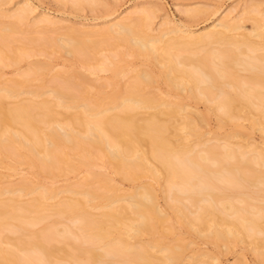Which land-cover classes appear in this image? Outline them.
Masks as SVG:
<instances>
[{"label":"bare ground","instance_id":"6f19581e","mask_svg":"<svg viewBox=\"0 0 264 264\" xmlns=\"http://www.w3.org/2000/svg\"><path fill=\"white\" fill-rule=\"evenodd\" d=\"M251 11L260 12L261 10L259 5L255 4L252 9H245L242 12L244 15L241 14L239 18L229 19L227 15L228 17L221 18L208 30L198 33H191L187 30L181 32L179 28H166L160 34L153 36L148 33L151 10L146 8H140L135 13L132 12L134 14L131 13L106 27L103 26L104 28L92 27V29L83 30L67 27L64 32L62 31V35L58 33L60 35L58 39H56V34L51 33L52 37L55 35L51 37L52 42L59 40L58 44L56 43L57 46L68 48L69 54H71L70 51L71 55L76 51H80L81 54L84 52L93 54L94 62L91 57L84 61L86 58L83 54L81 57L84 58L81 59L83 64L94 74L102 70L110 71L108 85L112 86V90L105 92L103 82L96 84L97 82L94 83L93 79L90 80L86 77L87 75L77 71L81 80L79 82L81 84L83 82L86 88L95 89V95L91 96L92 98L89 97L91 100H88L87 96L78 98L77 95L66 92L67 90L63 91V88L62 90L58 88L56 83L50 89L52 97L42 96V98L40 96L45 92L41 89L44 84L42 75L44 70L50 66L45 61L32 62L27 69L20 72V79L11 78L8 84L4 83L0 87V156L8 149L10 151L16 148L14 151H18L21 162L40 171L42 167V170H47L48 174L54 173L53 168L64 172L84 167L92 180L102 182L104 187L112 192L107 194V192L99 191L96 187L90 188V186L89 188L67 187L64 191L70 193L71 196L68 194L64 197L59 196L60 191L52 188L53 186H34L31 183L27 184L28 180L25 181L27 183L21 181V184L14 188L2 189L0 187L1 196L3 192L10 193L9 197L6 196L7 198L0 197V264H169L179 257L182 248L180 243L164 244L161 237L153 239L150 243L131 241V238L139 236L142 232L155 230L157 223H163L166 217L160 211L149 185L125 194L117 192L118 187L111 184V179L107 175L93 169L97 165L98 158L102 159L106 166H111L130 178H137L146 173L155 178L161 177L165 190L168 192L174 190L172 187L177 185L183 187L182 189L185 188L188 191L187 198L193 202L197 201L196 203L200 202V205L196 214L189 217L185 209L183 211L174 201L176 200L174 195L171 194L172 198H170L168 194L169 200L176 203L173 209L180 216L181 221L196 230L205 232L204 234L212 237L215 242L221 239L228 241L233 238L235 240L249 238L256 251L261 252L260 248H262L264 239L261 240L259 234L264 233V209L262 212V207H260L258 215H247L242 208H236L232 204L233 193L226 192V187H223L224 184L228 186L227 188L243 184L242 178H238L240 170H249V174L253 171L251 169L253 167L250 168V163L247 162L248 157H246L247 160L244 158L248 145L243 143L244 141L236 142L237 146H234V149L239 151L240 156L233 151L231 147L233 145L230 146L229 142L223 145L224 149L220 148L218 151L216 148H210L206 152L202 150L203 152L195 153L193 146L183 139L179 129L184 128L188 133L197 135L199 134L197 125L194 124L189 112L179 113L182 107L178 102L166 101L158 98L157 95H147L142 83L146 85L144 82H148L152 76L149 70L135 73V78L124 88L119 86L117 78L121 73H126L128 69L127 56L144 55L149 60L154 58L160 63L167 82L169 86H173V89L187 86L193 98L197 96L196 93H200L198 90L202 82L204 85V88L201 85L202 90L207 92L216 90V98H213L216 105L213 104L216 106L215 110L218 111L216 113L223 121L240 116L241 111L245 109L247 113H251L252 122L262 126L264 125V56L263 54L262 57L255 56L254 53L248 51L253 52L264 46V32L257 22L251 31L255 37H258V40H253L251 34L241 32L243 27L240 24L241 20L243 23L247 16V18H252ZM26 14L23 7H17L6 14L0 11V17L8 19L0 25L1 64H6L8 58H12L14 62L19 61L21 57L23 58L34 50L32 49L34 47H28L31 45L25 44L27 41L17 43L20 39L10 38L17 34L15 32L20 24H28ZM51 18L41 16L32 24L30 22L26 28L29 34L25 36L38 41L39 37L35 35L38 29L41 35V32L43 35H48L47 31L53 30V27L60 24ZM33 32L35 33L32 34ZM10 39L16 40L17 43V46L13 47L14 57L9 56L8 49L4 48L10 46L12 41ZM20 43L22 44L19 45ZM214 43L225 44L226 48H202L204 53L201 55L198 53L201 46H210ZM104 44L107 45L105 48L109 50V54L106 53L107 55L96 58L98 55L94 56V52L98 46ZM10 51H12L11 48ZM78 54L79 52H77L79 58ZM244 57L259 60L260 68H255V71L251 70V67L248 68L251 60L247 61ZM217 58L219 60L215 61ZM259 61L256 64L252 60L251 65L255 63L258 66ZM238 65H242L241 69L248 71L246 79L240 78ZM57 74L58 72L52 78L54 76L58 78L61 73ZM62 78L64 81L68 77ZM221 78L223 81H220ZM34 79L42 80L36 86L37 88L35 87L36 89H23L24 86H29V82ZM226 86H232L234 91ZM64 87L67 88L66 85ZM21 92L30 93L33 97L12 103L4 101L7 97L17 98ZM5 148L8 149L3 152ZM251 150L257 153L256 156L254 154V159H251L255 160L258 157L259 162L261 161L264 165V147H254ZM243 152L244 155H242ZM234 154L237 156V160H234L236 163L226 164L225 161L232 159ZM209 155L214 159L217 157V160L221 162L220 169L224 172L222 171L223 174H221L220 169L217 172L220 173L221 180L223 178L226 182L223 185L221 183L222 186L216 185L218 183L214 182L216 176L214 178L212 172L205 167ZM9 163L14 167L13 162ZM211 163L214 164L213 161ZM258 173L253 177L255 181L251 182V185H256V188L264 184V172L263 174ZM90 177L85 180L87 181ZM219 180L218 178L217 181ZM246 180H248L247 177ZM79 183L85 186L88 182ZM198 186L201 187V191L203 186L208 190H204V193L200 192ZM177 191L180 190L177 189ZM34 192L35 195L32 194ZM252 192L242 193L243 197L240 194L235 195H240L242 199L240 197L239 199L242 201L247 198L251 200L250 198L255 197ZM27 193L33 196L20 197ZM262 198H264V191ZM49 199L55 201L49 202ZM239 199L237 200L240 201ZM201 201L207 202L202 204ZM214 201L219 203L217 205H222L223 209H216ZM95 208L99 211H92ZM230 210L233 215L235 214L234 216L228 214L231 213ZM55 214L77 222L76 227L72 225L75 231L71 229L72 226L65 224L59 227L61 224L57 225L58 219L52 222L46 221L47 217ZM228 215L232 217L229 218ZM43 220L46 221V225H42L39 230L34 229V226ZM71 224L72 222L69 225ZM69 236H72V240L76 237L75 241L81 239V242L75 243L74 240L69 239ZM57 242H61V245ZM151 247L165 250L166 255L161 258L156 257L151 252ZM107 254H113L114 260L106 259ZM197 264L213 263L204 260Z\"/></svg>","mask_w":264,"mask_h":264},{"label":"rangeland","instance_id":"374dc122","mask_svg":"<svg viewBox=\"0 0 264 264\" xmlns=\"http://www.w3.org/2000/svg\"><path fill=\"white\" fill-rule=\"evenodd\" d=\"M88 1L81 0L79 2H74L73 0H66V1L65 0H2V2L0 3V11L2 13H5V14L10 13L12 12V10L14 11L15 8L17 7H23L25 9V12H27L26 14L27 22L26 23L28 24L30 22L32 24L34 20L36 21L41 16L42 17L47 16L50 18L52 17L51 19H53L54 22H59L60 24L56 25L57 28L53 27V30L51 29L52 31L51 30L47 31L49 33L46 32V34L48 35L50 34L49 36L45 34L44 36L43 32H41L42 33L41 35L39 29L37 32L35 31L36 33L33 32L32 34L35 33V35L39 37V38L36 37L39 39L38 41L34 39L33 40L29 39L28 35H27L28 38L25 36L26 34H29V32L27 31L28 29H26L28 28L27 26H29L28 24L27 25L20 24V26L22 25L21 30L19 26L18 29H16L17 32H15L17 34L13 35V37H10V38L20 39L19 41H17V43H19L20 41L22 43H25L26 41L29 42L31 40L32 41L31 43L29 42L27 44L26 42L25 44L27 46L31 45L28 47H34L32 48L34 50L32 51V53L27 54L28 56L26 54H25L26 56L23 55L24 57L23 58L21 57L19 61L14 62L12 58L10 59L6 58L7 59L6 64L0 63V87L4 85V83L8 84L11 78L20 79L21 78L20 72L27 69L29 64H31L32 62H37V61L44 62L45 61V62H48L50 68L45 69L44 70L45 72H43L42 77L44 76L45 78L43 77L44 84L41 87V89L42 91H45V92H44V95L42 94L40 97L47 96L46 98L48 97L51 98L52 94H50V89L52 88V86L54 87L56 83L58 88H60L61 90L63 88V91L67 90L66 92H69V93L71 92V94L75 96L77 95L78 98H81L82 96H87L88 100L92 98L95 95V89L86 88L83 82L81 84L80 83L81 80H80V77L77 71L80 72L81 74L87 75L86 77H88V79L89 78L90 80L93 79L94 83L97 82L96 84H99L98 82L102 84L103 82L104 83L102 84L104 88L103 90L105 92H110L112 90V86L108 85V79L110 78L111 72L108 70H102V71H99L98 73L96 72L95 74L94 72L92 73L90 69L86 65L83 64V61L81 59H84V58H81V57H83V54H85V58H86L84 59L85 61V60H89L90 59L89 57L92 58L93 54L89 52H88L89 54L85 52L81 54L80 51H76V52L74 51L75 53L73 52L74 54L71 55L72 54L71 51H70L71 54L67 52L69 51L68 48L64 47L66 48L64 49L61 45L57 46L58 44L57 42H59V40H56V42L54 40V42H52L53 41L52 38L55 35L52 37L51 33L56 34L57 35L56 39H58L60 37L59 34L62 35V31L64 32L67 29V27L69 28L76 27L77 29H83V30L85 29L87 30V28L89 30V29H92V27L93 28L95 27L104 28L106 27V25L108 26V24L110 25L111 23L117 20L127 17V15L129 16V14H131L132 12L135 13V11L139 10L140 8H146L148 10H151V19H150V25L148 28V33L154 36V35L160 34L166 28H179L181 32H184L187 30L191 33H198L201 31H206L209 28H211V26L214 23H216L218 20H220L221 18H224L227 15L229 16V17L227 16L229 19L239 18L240 15L243 14L242 12H244L245 9L250 10L255 4H257L259 5V8L261 11L260 12L251 11L252 13H250V16H252V18H247L248 17L247 16L243 23H241L242 22L241 20L240 24L243 27V28L241 27L242 28L241 32L251 34L252 36L251 38L253 40H258V37H255L254 33L251 31L254 28L253 25L255 26L257 22L259 23L260 29L264 32V0H94V2H92V0H88ZM6 20L8 21V19L6 18L4 19L3 17L2 18L0 17V25L2 24V22L4 23L7 22ZM40 37H43V38L41 39ZM47 38L49 42H47L48 41ZM13 39H10V40H12L14 43H12L11 41L9 47H4L8 49L9 52L7 51V53L11 57L15 56L13 47L17 46L16 40H13ZM22 43H20L19 45H21ZM105 47H107L106 44L98 46L97 50L96 51L94 50L95 51L94 56L98 55L96 57L98 58L99 56L103 57L109 54V50L106 49ZM224 47L226 48L225 44H222V43L215 44L214 43V44H211L210 46H204V47L201 46V48L198 50V53L200 55L204 53V50H202V48H207V49L208 48L210 49L211 48L212 49L213 48L214 49L223 48L224 49ZM10 48L12 49V51H10ZM77 52H79L78 54L79 58L77 56ZM248 52L249 53L251 52L252 54L254 53L255 56H261L262 54H263L262 56H264V46L260 47L257 50H254L253 52L250 50ZM127 57L129 59L127 60V62L129 61L127 65L128 69H126V73L124 74L121 73L120 76L117 77L119 81L118 82L119 86L121 85L120 87L123 86L122 88H124L129 82H131L135 78L134 77L135 73L137 74V72L138 73L148 72L147 70H149L151 72L150 75L152 76H150L148 82L146 81L144 82L146 83V85L142 83L145 89L144 91L148 93L147 95L149 96L157 95L158 98H162L163 100L171 101V102H174V101L178 102L179 106L182 107V110L180 109L179 113L184 114L185 112H189L194 124L197 125V129L199 131V134L197 135H192L188 133V131L184 128L179 129V132L182 134L183 139L189 142L193 146L194 148L193 150L196 151L195 153L201 152L202 150L206 152V150L210 148L211 149L216 148V150L218 151L220 148L224 149V146L226 145V143L229 142L230 146L231 144L233 145L231 146L233 151L237 152L236 153L237 156H240L239 151L238 150L236 151V149H234L237 146L235 144H237L238 141L239 142L244 141L243 143H246L248 145L247 148L245 149L246 150L245 157L244 156L243 157L245 159L246 157H248L247 158L248 160L247 159L246 160L248 163H250L249 165L250 168L251 166L253 167L251 168L253 169V171H250V174H249V170L242 169L240 170L241 173L236 171L238 172V176H239L238 178L239 179L242 178V182L244 181L243 184L241 183V185L239 184L234 187L230 186V188H227L228 186L224 184L226 183L224 182L225 180H223V178L221 180L220 178L221 177L220 173L223 174L224 171L223 170H222L223 172L221 171L220 169L221 162L219 159L217 160V157L216 159H214L212 158L211 155H209V158L207 159L208 162H205L206 165L205 163H202V164H204L205 167L212 172L214 178L216 176V180L214 179L215 180L214 182L216 183L218 182L216 184L217 186L218 185L222 186L224 184L223 187L224 186L226 187L225 189L226 192L233 193V195L232 194L230 195H232L231 196L232 204L236 206V208L238 207L240 209L242 208L244 212L250 216L258 215L260 213V210H258L260 207H262L261 209L263 212L264 198H262V194L264 191V184L262 183L259 187L256 188V185H251V182L255 181V178L253 177H255L257 172H259L258 174H263L264 165L262 164L261 161H260L261 163L259 162V159H257L258 157L256 158L258 162L256 161V159L253 160L254 159L253 156L255 153L253 150H251V148H254V147L263 148L264 147V125L261 126L260 124L253 123L251 113H247L245 109L241 111L240 116L233 118V119H229V120L227 119L223 121L217 114L218 111L215 110L216 104L214 102L215 99L213 98L215 97V94H217L216 90H214L216 93L214 91L207 92L205 90H202V87L204 88V85L202 84L203 83L202 82L200 83L202 85V87L200 85L201 90L197 89L198 91H200V93L195 92L197 96L193 98V96L189 94L190 92L187 86L182 87L181 89L175 88V87H174L175 89H173L172 88L173 86H169V83L167 82L168 80L163 71V68H161L160 63L156 62L154 58H152V60L154 59L153 61L151 59L150 61L148 57L146 58V56L144 55L143 56L142 55L141 56L129 55ZM76 58H78L79 60ZM244 59L247 61L251 60V62L253 60L255 63L259 61V60L256 61L255 58L248 59L247 57L246 58L244 57ZM217 60L219 59L218 58L215 59V61ZM94 61L95 59H93V62ZM251 62H249L250 64L248 65L249 67L247 66L248 68L251 67L250 69L251 70L254 69L253 71H255V68H258V69L260 68V65H261L260 61L258 64L259 67L255 65V63H253V66H252ZM82 65H84L86 68ZM241 66L242 65H238L237 67H238V74L240 78L243 80L248 77V71L244 70L243 68L241 69ZM56 72H58L57 75L61 73L63 76H61L60 74L59 75L60 79L59 77L56 78L57 76L56 77L54 76L52 78V76L55 75ZM62 77H64L65 79L68 77L66 80H64L66 82L62 80L63 79ZM220 81H223V79L221 78ZM40 82H42V80H39V79L31 80L29 82L30 85L29 86L27 85L26 87L24 86L23 89H33V88L36 89L37 88L36 86H38ZM64 85H66L69 90L65 88ZM85 88L86 90H83ZM226 88L230 89L231 91H234L232 86L231 87L226 86ZM30 96L33 97L30 93L21 92L17 96V98L7 97L5 98L4 101H6L7 103L9 102L12 103L16 100H20V99L25 100L24 98H27V99L31 98ZM37 99H39V97ZM7 149L8 148L3 149V152ZM15 149L16 148L10 151L8 149L7 150L8 152L7 151L4 152L5 156H4V153L1 154L0 156V187L2 189L17 187L19 186L18 184H21V181L25 182L26 180H28L29 183L27 182L25 183L27 184L31 183L34 186L35 185L36 186L46 185L49 187L53 186L52 188H55L56 190L60 191L59 196H64V197L68 196V194L70 195V193H67L64 191V188H67V187L76 188L80 186L81 188L82 187L89 188L90 186V188L96 187V189H99V191L107 192V194H110L112 192L111 190L106 189V187H104L105 185L102 182L98 180H94V179L92 180V177H90V175L89 176L87 175L88 174L87 170L84 167L82 168L80 167L79 169H76L73 171H64V172L58 171V169L53 168L55 171H52V172L54 173H50L48 170L50 174L46 173L47 170L46 171L42 170V167H41V171H42L41 173V171L38 170L37 168L36 169L38 171L35 168L30 167L28 164L23 163V161L21 162V159H19V154L17 153L18 151L17 150L14 151ZM66 150H73V149H66ZM216 150H214V152H216ZM221 152L222 151H220V153ZM70 153H73V151H70ZM216 153L219 154V152H216ZM242 155H244V152ZM234 156H233L234 158L232 157V159L229 158L228 161H225L227 162L226 164H232V163L235 164L236 161L234 160L235 159L237 160V156L235 154ZM73 157H76V156H73ZM211 160L214 162V164L212 163L210 164V162H212ZM10 161H11V164L13 162L14 167L10 165L9 163ZM102 161H103L102 159L98 158L96 160L97 165H95L93 169L95 171L103 173L104 175H107L108 178L111 179V180L109 179L111 181V184H114L116 187H118L117 192H119L120 194H125L137 188L140 189V187L142 186L149 185L152 188V191L155 195V201L159 209H161L160 211L166 217V221L160 224H158L159 222L157 223V228H155V230L149 231V232L145 231V232L140 233L139 236L135 238H131L132 242L150 243L152 242L153 239L161 237L164 244L180 243L182 245V248L180 250L179 257L169 264H197L198 262H202L204 260L205 261L208 260V262H212L213 264L214 263L217 264V262L218 264H264V249H262L264 247V240H263L264 233L259 234V237L261 238V240H263L262 241L263 243L261 242L262 248H260L261 250L259 249L261 252L256 251V249L254 248V245L252 244V242H250L249 238L242 239V240H238V239L235 240V238H233L231 240L229 239L228 241L227 240L224 241L221 239V240H216L215 242V240L212 237L204 234L205 232L201 230L199 231L198 229L196 230L192 226L190 227L189 225H187L184 221H181L180 216L173 209V205L174 204L176 205V203H178V206L180 205L183 211L185 209L186 211L185 213L186 214L188 213L187 215L189 217L194 216L196 214V210L199 209L198 207L200 205V202L196 203L197 201H194L195 202L194 203L193 200H191L190 198H187L188 191H186L185 188L182 189L183 187H180L179 185L175 187L173 186L172 189L174 188V190L169 191L170 192L169 193L168 190H165L166 188L164 186V181L161 177L155 178L151 176L149 173H146L137 178H130L128 177V175L123 174V172L121 171L119 172L111 166H106ZM18 162L19 164H17ZM209 164L210 166L207 167V165ZM217 170H219L220 173H218ZM254 170H256L257 172L255 173ZM242 171H244V173ZM216 172L220 176L216 174ZM51 174H54V175H51ZM242 175H244L245 177ZM87 177H90V178H88V180L86 181L85 179H87ZM246 177L248 180L250 179L249 180L250 182L246 180ZM218 178L220 179L219 181H217ZM81 180L83 181V183H86V182L88 183L84 186L79 183V182H82ZM198 187L196 188V190L198 191L199 189L200 192H203V193H204V190L206 191L208 190L205 186L202 187V191H201V187L200 186ZM177 189L180 191L178 192ZM184 190L186 191V194H184L185 193ZM247 191L248 193L250 191L251 192L253 191L254 193L253 192L252 193L254 195L253 194L251 195L255 197H253V199L250 198L251 200L247 198V200L249 201L245 199L243 201L240 200L242 199L240 195H242V193H247ZM175 192L177 193L175 194ZM4 193L5 192H3V195L2 196L0 195V197L7 198L6 196L10 195L9 192H8L9 194L7 193L4 194ZM32 194L35 195V192ZM32 194L27 193V195L24 194V196L22 195L20 197H23V198H26L28 196L31 197L30 195ZM171 194L174 195L173 197H175V199L177 200V201L174 200L176 203L173 202V200H169V197L172 198ZM235 194H240V195L238 196ZM12 195L16 196L17 194L16 195L12 194ZM180 195L182 196V198H178L180 197ZM237 199H239L240 201H238ZM179 200H180V203H179ZM48 201L54 202L55 200L49 199ZM205 202L207 201H203L202 204ZM217 203L218 202L214 201V204L216 206L215 208L222 210L223 209L222 205H217ZM251 206H254V207L251 208ZM92 211L98 212L99 209L95 208V209H92ZM191 211L193 212V214ZM232 213L233 212L231 211V213H228V214H231L232 216H234L235 214L233 215ZM230 216L228 215L229 218ZM60 217L62 216L58 217L55 214V215L47 217L46 218L47 220L46 219L45 220L47 222H52L55 219H58L57 225L61 224L59 225V227H62L63 226L62 224H65L66 226H70V227L72 225L76 227L75 224L78 225L77 222H74L71 219L69 220L66 217H62V218ZM46 221L43 220L40 222V224L39 223L36 224V226H34L35 227L34 229L39 230L42 225H46L45 224ZM71 222L72 224L69 225ZM73 226L71 227V229H73V232H74L75 228ZM18 233H15V234H18ZM75 238L73 239L74 240L73 241L72 236H69V239L72 240L73 242L75 243L81 242V239L78 238L79 240L75 241ZM58 243H60L59 245H61V242H57V244ZM100 249L102 250V248H99V250ZM150 250L156 257L161 258L166 255L165 250H158L157 247H151ZM111 255L107 254L106 259L111 260V261L114 260L113 258L115 256L114 255L111 256ZM214 258L217 261H215ZM199 259L200 260L202 259V261H200ZM196 261L198 262L196 263ZM159 264H168V263H159Z\"/></svg>","mask_w":264,"mask_h":264}]
</instances>
